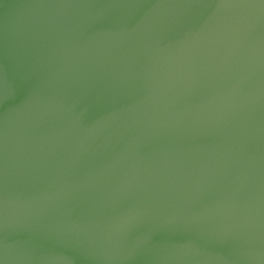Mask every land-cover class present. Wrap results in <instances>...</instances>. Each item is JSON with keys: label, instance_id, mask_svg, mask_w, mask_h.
Returning <instances> with one entry per match:
<instances>
[{"label": "water", "instance_id": "1", "mask_svg": "<svg viewBox=\"0 0 264 264\" xmlns=\"http://www.w3.org/2000/svg\"><path fill=\"white\" fill-rule=\"evenodd\" d=\"M0 264H264V0H0Z\"/></svg>", "mask_w": 264, "mask_h": 264}]
</instances>
